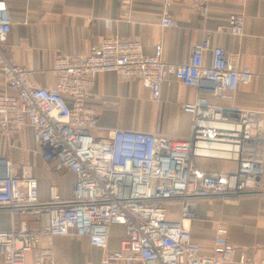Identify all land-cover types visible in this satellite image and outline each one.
<instances>
[{"label":"built area","instance_id":"2783aa9c","mask_svg":"<svg viewBox=\"0 0 264 264\" xmlns=\"http://www.w3.org/2000/svg\"><path fill=\"white\" fill-rule=\"evenodd\" d=\"M161 1V25L167 27L173 23L167 12L173 0ZM207 2L194 0L202 15ZM9 30L0 0V41ZM229 30L241 34L240 21ZM205 51L211 53L209 65L203 62ZM52 70L56 83L37 86L31 71L10 59L0 44V135L11 137L28 125L42 159H57V168L69 169L75 177L66 202L59 201L53 187L49 200L39 202L36 179L24 166L14 171L9 160L0 159V208L11 215L10 228L0 229L2 264H264V258L254 261L244 252L233 258L225 228L217 229L212 253L200 254L187 224L196 218L200 199L237 197L261 184L264 110L211 101L230 97L240 83L250 82L252 72L239 68L236 56L203 37L192 44L184 62H168L161 42L146 54L139 39L111 34L89 55L58 56ZM107 71L140 81L154 101L166 73L192 86L193 100L181 103L191 114L188 136L98 125L86 96L96 74ZM194 157L230 160L236 169H197L191 164ZM170 207L178 210V220L166 217ZM27 214L38 225L29 227L21 218ZM113 224L122 226L123 236L118 248L110 250ZM71 228L103 251L99 261L56 258L52 238Z\"/></svg>","mask_w":264,"mask_h":264},{"label":"crops","instance_id":"0c3cea01","mask_svg":"<svg viewBox=\"0 0 264 264\" xmlns=\"http://www.w3.org/2000/svg\"><path fill=\"white\" fill-rule=\"evenodd\" d=\"M3 1L10 18V30L0 44L10 59L31 71L30 80L37 86L52 87L56 83L52 65L58 56L89 55L111 34L139 39L146 54L152 53L155 44L161 42L163 59L175 63L184 62L192 44L208 37L213 45L222 46L236 56L239 68L252 72L250 82L240 83L230 97L211 98V101L264 110V0H208L205 15L194 0H173L167 8L173 23L167 27L161 25V0ZM237 20L242 30L239 35L229 30ZM203 62L211 63L210 51L204 52ZM3 88L0 71V90ZM194 95L192 86L166 73L160 97L154 101L148 87L140 81L107 71L96 74L86 103L94 109L100 126L184 138L190 132L191 114L181 108V103L192 101ZM0 159L9 160L14 171L24 166L36 179L39 202L49 200L50 187L59 201L70 199L73 172L57 168L55 158L42 159L28 125L20 127L11 137L0 135ZM191 164L208 171L236 169L235 162L215 158L194 157ZM260 183L258 189L237 197H207L198 201L197 216L187 224L200 254L212 253L217 229L225 228L233 258L242 252L254 261L264 258V170ZM166 217L178 220V210L168 208ZM21 218L29 227L38 225L31 214ZM10 226L9 210L0 208V229ZM114 227L119 230L117 234L113 233ZM122 236V226L111 225L108 248L117 249ZM40 240L42 244L44 238ZM52 247L56 258L68 263L97 262L103 254L100 248L90 245L86 236L75 234L72 228L66 235L54 236Z\"/></svg>","mask_w":264,"mask_h":264},{"label":"rangeland","instance_id":"374dc122","mask_svg":"<svg viewBox=\"0 0 264 264\" xmlns=\"http://www.w3.org/2000/svg\"><path fill=\"white\" fill-rule=\"evenodd\" d=\"M112 230H113V233H114V234H117V232L119 231V230L117 229V227H114ZM114 230H115V231H114Z\"/></svg>","mask_w":264,"mask_h":264}]
</instances>
